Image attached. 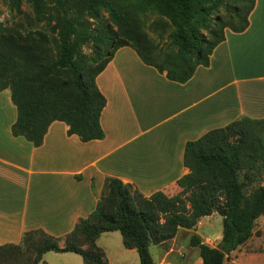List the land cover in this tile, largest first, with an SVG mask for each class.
<instances>
[{
  "label": "trees",
  "instance_id": "obj_1",
  "mask_svg": "<svg viewBox=\"0 0 264 264\" xmlns=\"http://www.w3.org/2000/svg\"><path fill=\"white\" fill-rule=\"evenodd\" d=\"M4 1L18 19L0 23V91L9 89L16 107L12 134L35 147L53 121L64 122L67 134L83 142L104 138L100 115L106 98L96 76L118 48H133L143 63L184 83L198 66L209 65L225 29L247 28L255 3L26 0L31 6L26 14L20 0ZM154 13L149 27L157 40L145 29ZM183 163L189 172L176 181V196L158 190L145 197L132 184L107 176L96 207L71 231L63 236L40 228L25 231L19 243L0 244V264H46L49 251L77 253L83 264H109L97 244L108 231L120 232L123 246L136 250L140 264H157L150 244L166 245L178 229H194L212 213L222 217L220 242L211 246L192 233L189 245L198 249L202 264H224L264 214V118L242 116L187 141Z\"/></svg>",
  "mask_w": 264,
  "mask_h": 264
},
{
  "label": "crops",
  "instance_id": "obj_2",
  "mask_svg": "<svg viewBox=\"0 0 264 264\" xmlns=\"http://www.w3.org/2000/svg\"><path fill=\"white\" fill-rule=\"evenodd\" d=\"M96 84L106 98L100 115L104 138L83 142L67 134L64 122L53 121L38 147L12 134L16 107L9 89L0 91V244L19 243L31 229L68 233L94 210L107 176L132 184L145 197L158 190L174 197L180 191L176 181L189 172L183 163L187 141L242 116L264 118V0H255L244 31L225 29L209 65L198 66L186 82L166 78L123 46ZM186 230L157 245V264H171L177 236ZM97 244L109 264H140L119 231L101 233ZM43 259L83 264L74 252L49 251Z\"/></svg>",
  "mask_w": 264,
  "mask_h": 264
},
{
  "label": "rangeland",
  "instance_id": "obj_3",
  "mask_svg": "<svg viewBox=\"0 0 264 264\" xmlns=\"http://www.w3.org/2000/svg\"><path fill=\"white\" fill-rule=\"evenodd\" d=\"M52 1V0H49ZM19 6L23 12L26 14L31 13V6L26 0H20ZM106 16V14H105ZM155 13L146 22V30L153 38H157L156 34L151 31L149 23ZM18 19L15 9L11 4L4 0H0V23L6 25ZM159 33V29L156 30ZM166 36V34H165ZM165 36L160 40L159 44H164ZM157 40V39H156ZM89 51V49H84ZM264 179V174L263 178ZM257 184V181L253 183L251 188ZM185 229V228H184ZM196 233L201 236V238L211 246H217L221 240L222 233V217L218 213H212L209 216L203 217L201 223H197L194 229H189L186 231H181L176 239V254L169 257L168 261L171 264H200L198 262V254L194 252L197 248L189 245L190 234ZM172 243V242H171ZM177 250H181L180 253ZM264 214L260 215L256 221L253 229V234L250 238L240 245L237 249L232 251L228 257L225 259L224 264H264ZM114 252V250L112 249ZM149 252L152 259L157 263L160 259V248L157 245L150 244ZM118 258L115 256V259ZM117 260V259H116ZM117 261H115L114 264Z\"/></svg>",
  "mask_w": 264,
  "mask_h": 264
}]
</instances>
